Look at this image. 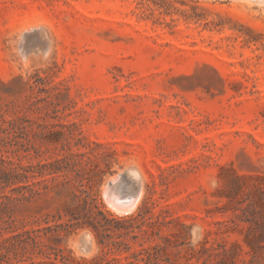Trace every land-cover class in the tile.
Instances as JSON below:
<instances>
[{"label": "rangeland", "instance_id": "obj_1", "mask_svg": "<svg viewBox=\"0 0 264 264\" xmlns=\"http://www.w3.org/2000/svg\"><path fill=\"white\" fill-rule=\"evenodd\" d=\"M64 158L78 164L16 178ZM81 180L116 216L148 206L171 220L173 264H264L256 0H0V248L66 222ZM112 193L141 195L130 207ZM45 240L76 259L99 252L88 227Z\"/></svg>", "mask_w": 264, "mask_h": 264}, {"label": "trees", "instance_id": "obj_2", "mask_svg": "<svg viewBox=\"0 0 264 264\" xmlns=\"http://www.w3.org/2000/svg\"><path fill=\"white\" fill-rule=\"evenodd\" d=\"M96 145L101 146L99 143ZM84 155L80 154L81 157ZM77 164V161L59 159L25 168V172H20L16 178H29L28 172H33V177L62 171L67 173ZM19 187L20 190L29 187L31 196L40 192L31 184ZM79 187L80 193L73 191V201L66 203L64 214H60V218L67 216L66 222L24 229L11 235L0 248V264H173L167 251L174 242L173 237L178 234L166 233L163 227L171 220L158 214L149 215L152 210L148 206L137 215L116 216L97 203L91 185L81 180ZM22 196L29 198L26 192ZM79 227L90 228L99 244L98 254L91 259H76L45 240L48 235L71 232ZM133 242L139 247L136 248ZM38 256L42 259H37Z\"/></svg>", "mask_w": 264, "mask_h": 264}, {"label": "clouds", "instance_id": "obj_3", "mask_svg": "<svg viewBox=\"0 0 264 264\" xmlns=\"http://www.w3.org/2000/svg\"><path fill=\"white\" fill-rule=\"evenodd\" d=\"M256 4L258 7H260L262 10H264V0H256ZM51 56V51L47 52L46 55H45V60H48ZM22 63H27V58H22L21 60ZM213 187H215V184H213ZM193 232H199L201 235L199 237V239H202V233H203V228L201 226H196L193 228ZM199 239L197 238H194L190 241V243L195 246L198 242H199ZM98 251V249H97ZM75 254V253H74ZM77 255V259L80 258V255L79 254H76Z\"/></svg>", "mask_w": 264, "mask_h": 264}, {"label": "bare ground", "instance_id": "obj_4", "mask_svg": "<svg viewBox=\"0 0 264 264\" xmlns=\"http://www.w3.org/2000/svg\"><path fill=\"white\" fill-rule=\"evenodd\" d=\"M42 37V36H41ZM39 45V44H38ZM35 46V45H34ZM36 47V46H35ZM38 47V46H37ZM135 175H138V174H135ZM117 176V175H116ZM121 176V175H120ZM117 178V177H116ZM117 180V179H116ZM112 183V182H111ZM116 184V183H115ZM105 185V184H104ZM120 185V183H119ZM118 186V185H117ZM116 187V186H115ZM121 187V185H120ZM125 187V186H124ZM112 188V187H111ZM111 188L109 190H111ZM126 188V187H125ZM143 189V188H142ZM114 191V190H113ZM142 191V190H141ZM111 193V192H110ZM137 193V192H136ZM113 194V193H112ZM143 194V193H142ZM141 193L138 195V196H129L128 199H127V205L130 206V207H134L136 205V203L138 202L139 200V197H140ZM110 197V200L114 203H116L117 205L119 206H123L124 205V202H123V199L121 198V196H118L117 194H113ZM109 201V199L107 200ZM112 203V205H113ZM111 204V203H110Z\"/></svg>", "mask_w": 264, "mask_h": 264}, {"label": "water", "instance_id": "obj_5", "mask_svg": "<svg viewBox=\"0 0 264 264\" xmlns=\"http://www.w3.org/2000/svg\"><path fill=\"white\" fill-rule=\"evenodd\" d=\"M123 202H124V204H126L127 203V199L123 200Z\"/></svg>", "mask_w": 264, "mask_h": 264}]
</instances>
